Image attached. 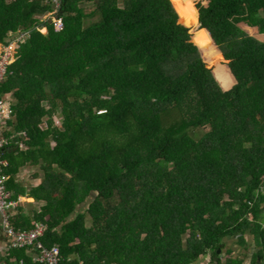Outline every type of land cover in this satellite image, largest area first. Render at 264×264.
Here are the masks:
<instances>
[{
  "label": "trees",
  "instance_id": "trees-1",
  "mask_svg": "<svg viewBox=\"0 0 264 264\" xmlns=\"http://www.w3.org/2000/svg\"><path fill=\"white\" fill-rule=\"evenodd\" d=\"M49 12L0 0V44L46 28L0 84L43 172V245L62 264H222L235 238L264 264V40L235 22L264 30V0H63L58 32Z\"/></svg>",
  "mask_w": 264,
  "mask_h": 264
},
{
  "label": "crops",
  "instance_id": "crops-1",
  "mask_svg": "<svg viewBox=\"0 0 264 264\" xmlns=\"http://www.w3.org/2000/svg\"><path fill=\"white\" fill-rule=\"evenodd\" d=\"M2 98H7L9 101H11L14 107L15 100L12 94L0 96V99ZM43 107L47 108L45 104ZM45 121L46 117H43L41 124L42 129L46 127ZM16 122V115L14 113L13 118L6 121L1 126L3 136L9 142V146L6 148L7 150L3 157L8 163V166L5 169L6 189L8 193L11 194L13 199H21L22 201L20 208L14 214L12 223L16 230L20 229L21 231H25L28 227V230L31 229L34 222H39L37 221L36 216L41 213L44 206L43 202H38L30 198L34 191L40 187V184L43 181V172L41 170L40 164L37 162L38 159L33 154L34 149H31V151L28 150L29 146L27 145V133L25 131L19 130L17 128ZM246 242H248L247 245L238 246L237 239H226V247L223 251V254L221 255L222 264H227L228 259L230 260L231 258L227 256L228 250L234 251L232 260H235L236 256L239 254H245L246 261L243 264H247L253 249L251 240H247ZM7 245L8 239L0 229V264H18L20 261H23L24 264H28L29 262L30 264H35L31 259V252L27 250L22 252L24 257L20 259L12 256L9 257L8 254L11 253L9 250L13 249H8ZM245 248H247V251H245ZM5 260H7V263ZM194 264H211V262L209 256H207L198 260Z\"/></svg>",
  "mask_w": 264,
  "mask_h": 264
},
{
  "label": "built area",
  "instance_id": "built-area-1",
  "mask_svg": "<svg viewBox=\"0 0 264 264\" xmlns=\"http://www.w3.org/2000/svg\"><path fill=\"white\" fill-rule=\"evenodd\" d=\"M63 0H45V4L50 7V12L43 18L44 23L52 25L54 31L58 32L63 28L62 21L58 18ZM38 30L46 33V28L36 26L31 30H19L16 33L9 32L7 41L0 44V84L8 74V68L18 59L21 47L30 38L32 32ZM14 116V109L11 101L7 98L0 99V229L8 239V249H20L31 252V259L35 264H62L59 247L52 245L46 247L42 243V238L46 231V226L41 222H34L31 229L25 231L16 230L13 226L14 214L20 208L21 199H13L6 189L5 169L8 166L3 157L4 150L9 146V142L3 136L1 126ZM58 119L55 123L58 126ZM18 264H24L20 261Z\"/></svg>",
  "mask_w": 264,
  "mask_h": 264
},
{
  "label": "rangeland",
  "instance_id": "rangeland-1",
  "mask_svg": "<svg viewBox=\"0 0 264 264\" xmlns=\"http://www.w3.org/2000/svg\"><path fill=\"white\" fill-rule=\"evenodd\" d=\"M208 2H209V0H192V3H193L194 7H196L197 5L207 6ZM90 10H87V11L89 12ZM246 21L247 20H244V19H241V18H238V19L235 20V22L244 31H246L249 35H252L255 38H257L258 40L263 41L264 40V30L262 28L258 27V26L253 25V23L246 22ZM197 26H198V21H197V24L195 25V27L191 28V31H195L197 29ZM227 67H228V65H227ZM234 83H232V85H230V86H228L226 88H223V89H230L233 86ZM57 122L60 123L59 121H57ZM205 131H206V129H196V130L191 131L190 135L193 138L197 139V138H200L202 136V134H204ZM89 203H90V199H88L86 201V203H84L83 205L78 207V210L84 212L85 210H87V208L89 206Z\"/></svg>",
  "mask_w": 264,
  "mask_h": 264
},
{
  "label": "water",
  "instance_id": "water-1",
  "mask_svg": "<svg viewBox=\"0 0 264 264\" xmlns=\"http://www.w3.org/2000/svg\"><path fill=\"white\" fill-rule=\"evenodd\" d=\"M188 28V27H187ZM191 29V28H190ZM220 253V250H218V252H217V254H219ZM217 259V257H215V260Z\"/></svg>",
  "mask_w": 264,
  "mask_h": 264
}]
</instances>
